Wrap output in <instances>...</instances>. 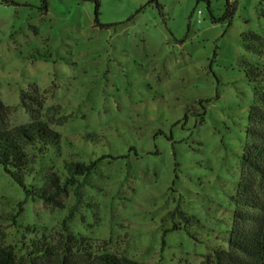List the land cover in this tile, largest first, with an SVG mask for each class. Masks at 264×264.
<instances>
[{
    "label": "rangeland",
    "instance_id": "374dc122",
    "mask_svg": "<svg viewBox=\"0 0 264 264\" xmlns=\"http://www.w3.org/2000/svg\"><path fill=\"white\" fill-rule=\"evenodd\" d=\"M229 3L230 25L226 0H0V129L36 119L62 136L25 182L104 155L71 231L143 264H205L226 247L257 86L245 68L264 66V0ZM59 199L26 197L0 170L2 243L58 230L74 202Z\"/></svg>",
    "mask_w": 264,
    "mask_h": 264
},
{
    "label": "trees",
    "instance_id": "16d2710c",
    "mask_svg": "<svg viewBox=\"0 0 264 264\" xmlns=\"http://www.w3.org/2000/svg\"><path fill=\"white\" fill-rule=\"evenodd\" d=\"M226 5L224 18L228 19L230 25L232 11L229 7L232 5L229 0H226ZM97 7L96 2L95 21ZM242 39L246 51L262 55L263 45L259 35L248 32ZM245 76L257 86L253 91V103L248 109L240 157L242 176L231 195L234 209L226 247L213 248L206 255L205 264H264V66L247 64ZM50 125L49 122L33 119L10 129H0V170L24 190L26 197L65 208L59 198L71 190L74 202L66 207L67 212L58 230L39 236L34 226L29 228L25 225L22 228L26 227L27 232L20 233L22 238L9 244L2 243L4 233L0 231V264H143L108 252L104 249L103 241L94 242L68 228V222L83 203L82 187L86 183V176L104 155L87 162L63 161V171L48 172L42 176L39 186L25 182V177L33 174L34 166L38 163L36 160L55 152L61 143L62 136ZM175 214L183 220L187 218L177 208L170 213L172 218ZM12 221L15 222L14 217ZM168 231L163 230L162 237ZM186 233L196 240L190 231L186 230ZM23 235L28 238L24 239Z\"/></svg>",
    "mask_w": 264,
    "mask_h": 264
},
{
    "label": "built area",
    "instance_id": "2783aa9c",
    "mask_svg": "<svg viewBox=\"0 0 264 264\" xmlns=\"http://www.w3.org/2000/svg\"><path fill=\"white\" fill-rule=\"evenodd\" d=\"M200 13V12H199Z\"/></svg>",
    "mask_w": 264,
    "mask_h": 264
}]
</instances>
